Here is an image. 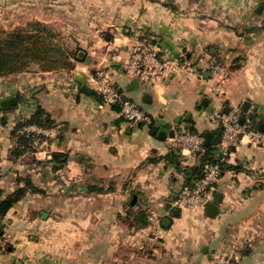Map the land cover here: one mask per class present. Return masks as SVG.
Here are the masks:
<instances>
[{
  "label": "crops",
  "instance_id": "0c3cea01",
  "mask_svg": "<svg viewBox=\"0 0 264 264\" xmlns=\"http://www.w3.org/2000/svg\"><path fill=\"white\" fill-rule=\"evenodd\" d=\"M42 2L75 17L65 30L82 60L72 71L0 77V199L26 177L40 190L27 191L5 215L8 246L0 264H214V255L231 246L238 264H264V144L245 140L232 150L211 194L218 210L210 217L207 206L174 205L201 159L173 153L170 137L153 132L189 122L197 133L214 131V111L246 116L245 101L264 114V0ZM139 42L173 62L165 76L140 81L125 73ZM217 63L229 70L221 93L211 69ZM100 74L153 123L132 124L114 106L100 107ZM78 76L92 94L81 90ZM10 98L15 103L3 105ZM38 106L57 127L13 156L12 131Z\"/></svg>",
  "mask_w": 264,
  "mask_h": 264
},
{
  "label": "built area",
  "instance_id": "2783aa9c",
  "mask_svg": "<svg viewBox=\"0 0 264 264\" xmlns=\"http://www.w3.org/2000/svg\"><path fill=\"white\" fill-rule=\"evenodd\" d=\"M173 67V62L169 59L161 60L158 54L147 44L139 42L135 47L130 60L125 64V73L140 81L157 80L165 76ZM212 71L219 76L215 92L221 93L224 90V83L228 79L229 70L223 64H213ZM99 94L102 101L99 106L104 105L119 107L121 116L132 124L151 125L152 118L135 101L125 98L119 92L118 86L105 74H100ZM243 116L240 111L225 113L214 111L212 120L218 122L221 127V134L217 147L220 157L214 161L207 162L204 166L203 176L200 180L191 185H184L176 196L174 205L178 208L206 207L210 201L215 185L222 174V163L227 160L233 149L247 140L251 143L264 144V131L254 126L252 121L244 124L240 119ZM34 132L43 135L45 129L36 125L25 127L22 132ZM39 139L34 144L38 143ZM169 145L172 149L180 153H187L192 157L200 158L206 152L208 146L205 145L204 134L189 132L180 128L175 130L173 137L169 138ZM8 228L4 221L0 219V254L7 248L6 236ZM214 264H238V251L236 246H231L219 251L214 255Z\"/></svg>",
  "mask_w": 264,
  "mask_h": 264
},
{
  "label": "trees",
  "instance_id": "16d2710c",
  "mask_svg": "<svg viewBox=\"0 0 264 264\" xmlns=\"http://www.w3.org/2000/svg\"><path fill=\"white\" fill-rule=\"evenodd\" d=\"M144 38L147 39V37ZM148 40L153 42L151 39ZM56 42L59 43V37L52 29H41L32 32L19 30L8 33L4 38L0 37V77L26 72L33 63H38L41 71H72L76 63L82 59L78 56V52L77 54H70L63 48H55L51 45ZM58 46L61 47L59 44ZM119 92L122 93V90L119 89ZM97 96L102 101L101 95L98 94ZM114 108L119 110L117 105H114ZM2 122L5 121L2 120ZM190 123L187 124L186 130L197 132ZM31 125H36L45 130L57 127V123L51 114L42 106H38L30 118L19 121L13 129L12 134L17 137L18 142L17 146L11 151L13 156H19L27 150H33L35 141L44 137V135H37L34 132H22L25 127ZM217 149V146L207 147L205 154L200 157V164L191 167L186 174L185 185H191L202 178L205 164L221 156L219 152L217 153ZM172 151L173 153L178 152L175 149H172ZM176 155L178 157L179 154ZM62 156L65 155L53 153L55 160L60 161ZM226 166V162H223L222 170ZM22 180L25 182L23 187L17 188L13 193L0 199V219L2 221H4L7 212L25 196L27 191H40L30 178L26 177Z\"/></svg>",
  "mask_w": 264,
  "mask_h": 264
},
{
  "label": "rangeland",
  "instance_id": "374dc122",
  "mask_svg": "<svg viewBox=\"0 0 264 264\" xmlns=\"http://www.w3.org/2000/svg\"><path fill=\"white\" fill-rule=\"evenodd\" d=\"M49 9L48 3L43 4L42 0H0V37L4 38L8 33L19 30L32 32L52 29L58 34L59 43L51 45L55 48H63L70 54H77V39L73 32L68 33L70 31L65 30L67 24L72 23L75 17L68 16L67 12L63 15V13L59 14L54 10L49 11ZM74 10L72 8V12ZM34 69L41 70V67L38 63H33L26 72ZM161 224L162 220H160Z\"/></svg>",
  "mask_w": 264,
  "mask_h": 264
},
{
  "label": "water",
  "instance_id": "95a60500",
  "mask_svg": "<svg viewBox=\"0 0 264 264\" xmlns=\"http://www.w3.org/2000/svg\"><path fill=\"white\" fill-rule=\"evenodd\" d=\"M78 80H80L83 84H82V87H81V90L86 92V93H90L92 94L93 93V89L90 88L88 85H87V78L85 76H78ZM208 102H209V99L207 97H205L202 101V104L206 107H208ZM15 103V99L14 98H10L8 100H5L3 102V105H10V104H14ZM241 110L244 111L245 113H247L246 116H242L240 121L242 124H244L245 122L247 121H252V122H255V116L257 114V110L254 109V110H251V103L249 101H245L242 106H241ZM258 117L260 118V120H262L261 122H257L258 124V129L261 130V131H264V114L263 113H259L257 114ZM162 123V122H161ZM167 129H163V130H157V129H154L153 132L154 133H157V135L162 138L163 140L166 139L168 136L169 137H173L174 135V130L171 129V126L170 125H167L166 127ZM168 130H170L168 132ZM221 134V127L215 129L214 131H208L204 134L205 136V145L206 146H215L218 144V141H219V136ZM171 206H168L167 209H170ZM217 210H218V206L216 204V202H211L207 205V215L210 216V217H214L216 216L217 214ZM173 213L175 215H178L180 212L178 209H174L173 210ZM44 215L46 213H43ZM17 264H21V262H18Z\"/></svg>",
  "mask_w": 264,
  "mask_h": 264
},
{
  "label": "flooded vegetation",
  "instance_id": "af4514ba",
  "mask_svg": "<svg viewBox=\"0 0 264 264\" xmlns=\"http://www.w3.org/2000/svg\"><path fill=\"white\" fill-rule=\"evenodd\" d=\"M259 120V122H261L262 120H260L259 118H258V115L256 114V116H255V121L257 122ZM258 124V123H257ZM165 127V126H164ZM166 128V127H165ZM158 130H160V128L158 129Z\"/></svg>",
  "mask_w": 264,
  "mask_h": 264
}]
</instances>
